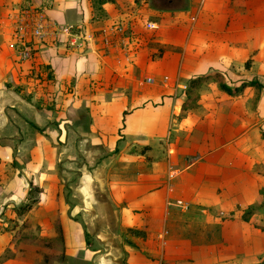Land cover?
Wrapping results in <instances>:
<instances>
[{
  "label": "crops",
  "instance_id": "obj_1",
  "mask_svg": "<svg viewBox=\"0 0 264 264\" xmlns=\"http://www.w3.org/2000/svg\"><path fill=\"white\" fill-rule=\"evenodd\" d=\"M22 1L0 0V214L60 160L67 251L85 264L244 263L264 243V0ZM24 9L91 37L22 40ZM115 19L125 48L97 35Z\"/></svg>",
  "mask_w": 264,
  "mask_h": 264
},
{
  "label": "rangeland",
  "instance_id": "obj_2",
  "mask_svg": "<svg viewBox=\"0 0 264 264\" xmlns=\"http://www.w3.org/2000/svg\"><path fill=\"white\" fill-rule=\"evenodd\" d=\"M50 2L51 0H43L38 7L43 9ZM95 4L98 5V2ZM193 96L192 94L191 97ZM47 164L50 166L49 172L42 178L44 184L42 187L38 186V189L29 190L24 201L17 204L13 202L2 208L0 231L6 230L9 235L0 237V246H2L0 247V260L27 249V255L29 253V257L33 258L35 264H85L84 260H79L75 255L69 254L67 239L63 233L66 222L61 218L69 214L68 175L62 172L63 167L61 168L60 160L53 163L48 158ZM34 198L36 200H33ZM32 200L33 203L29 210L21 209L23 203ZM250 209H253L252 206ZM254 211L260 213L257 210ZM253 226L257 228V231H261L260 224L254 223ZM256 244L257 250L253 254H238L241 261L246 263L261 254L258 250L264 247V243L257 241ZM225 249L229 250L228 247Z\"/></svg>",
  "mask_w": 264,
  "mask_h": 264
},
{
  "label": "built area",
  "instance_id": "obj_3",
  "mask_svg": "<svg viewBox=\"0 0 264 264\" xmlns=\"http://www.w3.org/2000/svg\"><path fill=\"white\" fill-rule=\"evenodd\" d=\"M18 34L17 37L22 40H29L34 36H41L47 33L49 27H53L55 31H67L72 34L73 40L77 38L89 39L91 35L86 36V34H79L76 31H72L71 27L61 26L53 24L50 19H48L41 12L33 9H24L18 16L17 20ZM151 24L148 23V26ZM98 37L104 46H110V44L119 45L125 48L129 42V33L126 25L122 20H112L106 24H103L101 28L98 29ZM116 42V43H115ZM21 58L28 56L26 51L22 50L20 54ZM183 88L187 87V84H182ZM172 176V173L169 174ZM175 203L181 207H187V201L180 198L175 200ZM165 233L167 230H164Z\"/></svg>",
  "mask_w": 264,
  "mask_h": 264
},
{
  "label": "trees",
  "instance_id": "obj_4",
  "mask_svg": "<svg viewBox=\"0 0 264 264\" xmlns=\"http://www.w3.org/2000/svg\"><path fill=\"white\" fill-rule=\"evenodd\" d=\"M106 1H108V0H95V2H98V3H103V2H106ZM27 4H28L27 0H23V1H22V5H21V7H25V6H27ZM209 76H211V75H210V74H202V75H199V76H197V77L192 78L191 81H192V82H197V81L200 82V81H202V80L208 78ZM250 83H255V84H257V82H256L255 80H251V81H248V82H242L239 86H234V87H230L229 85H227V84H225V83H223V82H220V86H221L224 90H226V91H228V92H236V91L241 90V88H242L245 84H250ZM196 97H197V96L187 97L186 101L182 104V107H183V108H186V107H188V106H193V105H195V104H194V100H195ZM191 101H192V102H191ZM36 128L39 129V130H42V128H40V127H37V126H36ZM263 134H264V133H263ZM30 186H31V188H30L29 190H31L32 188H34V189H38V187H37L36 185H33L32 182H31ZM29 192H30V191H29ZM33 200H36V199L34 198ZM33 200H32V201H27V202L23 203V204L21 205V209H22V210H29V209L31 208V206H32ZM85 239H86V243H87V244H90V241L88 240L87 235L85 236ZM226 264H264V256H263L261 259H259L258 261H254V262H250V263H243V262H240V261H231V262H228V263H226Z\"/></svg>",
  "mask_w": 264,
  "mask_h": 264
}]
</instances>
